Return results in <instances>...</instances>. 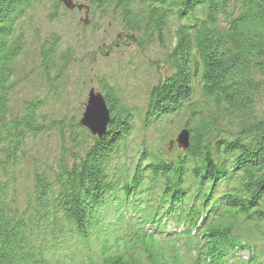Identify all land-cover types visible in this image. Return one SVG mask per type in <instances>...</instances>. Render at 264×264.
Here are the masks:
<instances>
[{"label": "trees", "instance_id": "1", "mask_svg": "<svg viewBox=\"0 0 264 264\" xmlns=\"http://www.w3.org/2000/svg\"><path fill=\"white\" fill-rule=\"evenodd\" d=\"M87 1L166 49L167 72L142 113L105 85L107 134L59 119V151L38 161L45 104L15 108L17 63L33 11L54 20L63 2L0 0V264H264V0ZM60 40L40 44L45 79L74 59ZM172 123L187 150L163 148Z\"/></svg>", "mask_w": 264, "mask_h": 264}, {"label": "rangeland", "instance_id": "2", "mask_svg": "<svg viewBox=\"0 0 264 264\" xmlns=\"http://www.w3.org/2000/svg\"><path fill=\"white\" fill-rule=\"evenodd\" d=\"M72 1L84 7L69 9L62 3L59 16L54 20L48 16L50 5L46 2L33 11L34 28L27 32L29 44L17 63L19 83L14 96L15 108L22 109L25 100L42 99L45 104L40 110V122L45 129L39 137L33 136L28 141L33 148L29 154L40 159L38 161L54 160L60 146L55 121L80 120L91 87L104 92L105 85L112 86L122 101L140 108L142 113L150 89L167 72L166 49L157 45L140 48L117 19L92 12L87 0ZM56 35L61 39L60 51L70 49L74 59H70L62 77L54 78L52 73L53 78L49 80L42 73L39 49L44 39ZM256 111L258 115H264V94L258 100ZM135 125L138 127L132 136L139 139L142 125L138 118ZM180 131L174 123L167 125L163 131L167 132V143L163 148L168 146V141L175 140ZM155 135L156 132L152 134L153 138ZM29 169L27 165L26 171ZM239 254L242 257L248 255L247 252Z\"/></svg>", "mask_w": 264, "mask_h": 264}, {"label": "water", "instance_id": "3", "mask_svg": "<svg viewBox=\"0 0 264 264\" xmlns=\"http://www.w3.org/2000/svg\"><path fill=\"white\" fill-rule=\"evenodd\" d=\"M69 9H82L84 5L75 4L72 0H62ZM88 9V7H86ZM87 22V21H86ZM111 122V113L102 91L97 90L94 86L88 92L85 108L80 118V123L86 127L92 135L99 138L105 136ZM176 143L179 149L187 150L190 144V132L187 128H182L175 140L170 142V149Z\"/></svg>", "mask_w": 264, "mask_h": 264}]
</instances>
